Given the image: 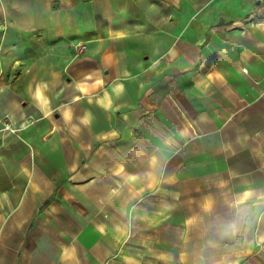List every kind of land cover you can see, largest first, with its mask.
<instances>
[{
    "label": "crops",
    "instance_id": "crops-1",
    "mask_svg": "<svg viewBox=\"0 0 264 264\" xmlns=\"http://www.w3.org/2000/svg\"><path fill=\"white\" fill-rule=\"evenodd\" d=\"M0 264H264V0H0Z\"/></svg>",
    "mask_w": 264,
    "mask_h": 264
},
{
    "label": "built area",
    "instance_id": "built-area-1",
    "mask_svg": "<svg viewBox=\"0 0 264 264\" xmlns=\"http://www.w3.org/2000/svg\"><path fill=\"white\" fill-rule=\"evenodd\" d=\"M48 118H49V117H48ZM49 120H50V119H49ZM49 134H50V132H48V135H49ZM48 135H45L44 137H45V138H48V137H49Z\"/></svg>",
    "mask_w": 264,
    "mask_h": 264
}]
</instances>
